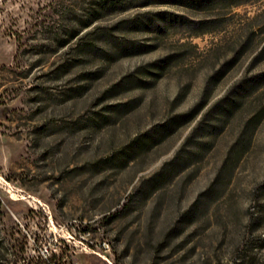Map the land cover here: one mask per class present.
Returning a JSON list of instances; mask_svg holds the SVG:
<instances>
[{
	"label": "rangeland",
	"instance_id": "1",
	"mask_svg": "<svg viewBox=\"0 0 264 264\" xmlns=\"http://www.w3.org/2000/svg\"><path fill=\"white\" fill-rule=\"evenodd\" d=\"M45 211L66 264H264V0H0V264Z\"/></svg>",
	"mask_w": 264,
	"mask_h": 264
},
{
	"label": "built area",
	"instance_id": "2",
	"mask_svg": "<svg viewBox=\"0 0 264 264\" xmlns=\"http://www.w3.org/2000/svg\"><path fill=\"white\" fill-rule=\"evenodd\" d=\"M44 214L43 232L51 235L48 236L49 239L43 240L44 238H42L40 241L32 239L19 259L6 262L5 264H66L61 260V248L65 246L68 248L78 246L80 251L84 253L95 252L91 249L90 242L86 238L87 235L85 233L83 235L79 233L76 235V230L71 231L65 225H60L53 220L47 211ZM96 248L103 253L101 258L106 264H114L106 254L110 251V245L107 241L97 243Z\"/></svg>",
	"mask_w": 264,
	"mask_h": 264
},
{
	"label": "trees",
	"instance_id": "3",
	"mask_svg": "<svg viewBox=\"0 0 264 264\" xmlns=\"http://www.w3.org/2000/svg\"><path fill=\"white\" fill-rule=\"evenodd\" d=\"M110 4H113L112 1H110ZM226 97H228V96H226Z\"/></svg>",
	"mask_w": 264,
	"mask_h": 264
}]
</instances>
